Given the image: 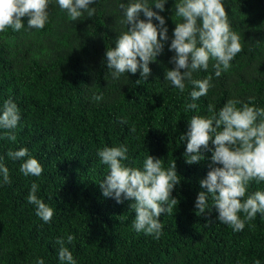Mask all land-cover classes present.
Listing matches in <instances>:
<instances>
[{
    "label": "trees",
    "instance_id": "obj_1",
    "mask_svg": "<svg viewBox=\"0 0 264 264\" xmlns=\"http://www.w3.org/2000/svg\"><path fill=\"white\" fill-rule=\"evenodd\" d=\"M127 2L96 0L90 5L96 9L93 17L85 12L71 21L57 0H49L43 29L29 30L24 17L20 31L0 32V107L11 98L21 114L15 141L0 129V157L10 179L5 184L0 177V264H36L41 258L44 264H60L56 241L68 234L75 237L66 247L77 264H254L257 259L264 264V216L258 213L242 231H233L218 221L211 195L207 210L199 213L195 201L206 191L200 181L210 170L212 152L189 165L187 141L180 138L192 116L210 115L209 104L218 113L229 99L255 97V106L264 108V0H223L243 50L219 77L211 59L207 71L193 73L194 79L211 76L214 85L197 101L190 98L191 84L185 82L181 93L165 79L174 68L169 45L182 22L175 15L179 0H167L160 12L169 40L149 64L147 80L139 70L112 79L105 53L127 31L119 7ZM100 94L103 100L95 101ZM193 102L197 108L186 111ZM120 144L128 147L124 163L129 167L142 168L148 155L163 159L165 168L176 163L181 182L172 195L179 203L159 217L164 228L158 239L134 229V201L117 203L102 194L99 184L109 169L97 153ZM22 147L43 166L40 176H24L19 171L24 161L7 156ZM33 182L38 198L54 210L48 223L27 201ZM258 190L264 191V182H250L248 194Z\"/></svg>",
    "mask_w": 264,
    "mask_h": 264
},
{
    "label": "clouds",
    "instance_id": "obj_2",
    "mask_svg": "<svg viewBox=\"0 0 264 264\" xmlns=\"http://www.w3.org/2000/svg\"><path fill=\"white\" fill-rule=\"evenodd\" d=\"M166 2L154 0L149 5L148 0H128L127 4L119 5L124 12L121 23L127 26V31L122 32L115 47L105 53L112 79L118 80L122 74H135L139 70L142 80H147L151 74L149 64L162 54L169 40L166 20L160 15L165 11ZM57 3L61 10L67 11L71 21H78L85 12L88 17L96 13L95 7H90L96 0H57ZM153 5L159 11H153ZM48 8L49 0H0V32L8 28L20 31L25 27L24 17H28L29 30L43 29L49 20ZM141 13L145 19H140ZM175 15L182 22L176 23L173 31L169 51L175 53L170 60L174 68L166 72L165 79L181 93L185 90V82L191 84L190 98L197 101L207 96L214 85L211 76L194 79L193 73L207 71L210 59L215 61L216 77L228 71L230 62L243 50L241 37L232 29L223 0H179L175 3ZM93 99L101 101L103 95H94ZM254 100L255 97H249L247 102L229 99L218 113L214 105L209 104L210 115L192 116L188 131L180 137L187 141L185 156L189 165L203 160L205 151L212 152L210 170L200 181V187L206 191L198 193L195 208L204 213L211 195L218 221L236 232L242 231L246 221L254 220L258 213L264 216V191L248 194L250 182H264V108L256 107ZM196 108L197 104L193 102L187 104L185 110ZM20 119L17 104L11 98L5 100L0 107V129L8 130L7 139L16 140L13 130ZM210 143L214 149L209 148ZM127 153L126 144L98 151L101 163L109 169L99 186L104 197H111L117 203L134 201L130 205L135 211L134 229L158 239L164 228L159 217L171 214L179 203L172 195L181 182L176 163L173 161L165 168L163 159L148 155L142 168L129 167L124 163L128 159ZM7 156L14 161H24L19 169L24 176L38 177L43 172L41 163L29 155L26 147L10 150ZM0 177L5 184L10 182L9 169L3 163V157H0ZM38 190V185L33 182L27 201L35 205L36 215L48 223L54 216V210L38 198ZM240 213L244 214L243 219ZM74 239L72 234L57 239L60 264H77L66 247ZM36 264H44V260L37 259ZM254 264H260V260Z\"/></svg>",
    "mask_w": 264,
    "mask_h": 264
}]
</instances>
